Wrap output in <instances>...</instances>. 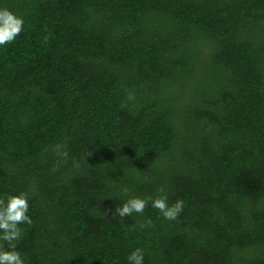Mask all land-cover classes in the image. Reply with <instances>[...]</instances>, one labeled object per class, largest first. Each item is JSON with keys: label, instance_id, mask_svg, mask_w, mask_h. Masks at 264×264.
I'll return each mask as SVG.
<instances>
[{"label": "trees", "instance_id": "1", "mask_svg": "<svg viewBox=\"0 0 264 264\" xmlns=\"http://www.w3.org/2000/svg\"><path fill=\"white\" fill-rule=\"evenodd\" d=\"M0 8L24 20L0 46V198L28 195L24 264H264V0ZM161 194L177 219L114 214Z\"/></svg>", "mask_w": 264, "mask_h": 264}, {"label": "clouds", "instance_id": "2", "mask_svg": "<svg viewBox=\"0 0 264 264\" xmlns=\"http://www.w3.org/2000/svg\"><path fill=\"white\" fill-rule=\"evenodd\" d=\"M24 20L9 11L7 8H0V46L12 43L16 37L23 31ZM128 99H134L129 94ZM63 145L54 146L57 155L67 158V151ZM122 193L127 196L129 189L123 187ZM161 193L164 189L159 190ZM149 202L151 207L157 209L166 220H175L183 211L184 201L177 199L174 203L169 205L166 195H159L155 198L146 197L140 198L138 196H130L120 206L116 207L114 214L121 219L131 216L133 213L143 214ZM29 203L28 195L21 192L16 195H9L0 198V264H24L19 251L16 250V242L21 239L22 228L20 225H31L32 219L28 213ZM107 216L106 212H101ZM152 225L151 219H148L140 227H150ZM6 245V247H5ZM129 264H143L144 254L143 250L136 248L127 257Z\"/></svg>", "mask_w": 264, "mask_h": 264}]
</instances>
